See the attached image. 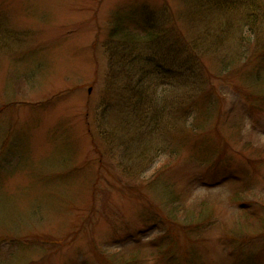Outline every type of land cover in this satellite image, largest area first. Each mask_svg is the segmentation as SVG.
<instances>
[{
    "label": "rangeland",
    "instance_id": "1",
    "mask_svg": "<svg viewBox=\"0 0 264 264\" xmlns=\"http://www.w3.org/2000/svg\"><path fill=\"white\" fill-rule=\"evenodd\" d=\"M208 1L0 0V264H264V0Z\"/></svg>",
    "mask_w": 264,
    "mask_h": 264
},
{
    "label": "trees",
    "instance_id": "2",
    "mask_svg": "<svg viewBox=\"0 0 264 264\" xmlns=\"http://www.w3.org/2000/svg\"><path fill=\"white\" fill-rule=\"evenodd\" d=\"M233 1H235V0H212V2L211 1H208V2H202V10L203 11H205V12H207V11H213V10H216V9H214V8H221L223 5H229L230 4V2H233ZM208 7H211V8H208ZM197 12H199V11H197ZM200 14H201V17H203V14L200 12ZM190 15H192V18H193V21L194 22H196V23H198V21H197V19H198V16L196 15V14H194V15H196V17H197V19H196V17L192 14V13H190L189 14V16ZM205 16V15H204ZM191 18V17H190ZM205 18H206V21H209V22H212V23H214V19H215V17H207V16H205ZM192 20V19H191ZM204 21H205V19H204V17H203V20H201L200 22L201 23H204ZM221 25V24H220ZM148 26H150V28H151V26H154L153 25V21L152 20H150V21H148V25H147V27ZM160 35H162V32L161 31H157V33H155V34H153V36H155V38H154V40H156V39H158V38H160ZM166 35V34H165ZM193 205V204H192ZM174 216L175 217H177V216H179V215H182V216H184V218H189V217H192V219H194V218H196V216L198 217L200 214L202 215L204 212H205V210L204 209H202V210H200V211H196V212H191L190 211V208L189 209H187L186 210V208H179V207H175V209H174ZM183 212H184V214H183Z\"/></svg>",
    "mask_w": 264,
    "mask_h": 264
}]
</instances>
